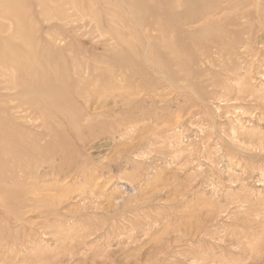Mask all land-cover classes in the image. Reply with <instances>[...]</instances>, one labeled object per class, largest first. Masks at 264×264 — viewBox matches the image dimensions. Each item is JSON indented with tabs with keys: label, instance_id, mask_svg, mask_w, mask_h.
Returning <instances> with one entry per match:
<instances>
[{
	"label": "rangeland",
	"instance_id": "1",
	"mask_svg": "<svg viewBox=\"0 0 264 264\" xmlns=\"http://www.w3.org/2000/svg\"><path fill=\"white\" fill-rule=\"evenodd\" d=\"M0 264H264V0H0Z\"/></svg>",
	"mask_w": 264,
	"mask_h": 264
}]
</instances>
